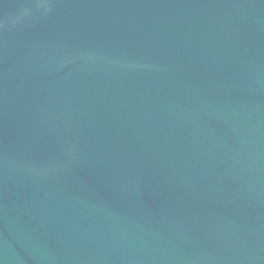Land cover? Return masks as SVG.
<instances>
[{
  "label": "water",
  "instance_id": "95a60500",
  "mask_svg": "<svg viewBox=\"0 0 264 264\" xmlns=\"http://www.w3.org/2000/svg\"><path fill=\"white\" fill-rule=\"evenodd\" d=\"M0 264H264V0H0Z\"/></svg>",
  "mask_w": 264,
  "mask_h": 264
}]
</instances>
